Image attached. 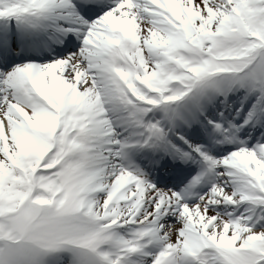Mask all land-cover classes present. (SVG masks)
Returning a JSON list of instances; mask_svg holds the SVG:
<instances>
[{"label": "snow or ice", "instance_id": "obj_1", "mask_svg": "<svg viewBox=\"0 0 264 264\" xmlns=\"http://www.w3.org/2000/svg\"><path fill=\"white\" fill-rule=\"evenodd\" d=\"M0 264H264V0H0Z\"/></svg>", "mask_w": 264, "mask_h": 264}]
</instances>
